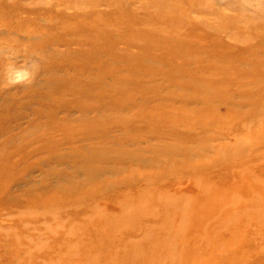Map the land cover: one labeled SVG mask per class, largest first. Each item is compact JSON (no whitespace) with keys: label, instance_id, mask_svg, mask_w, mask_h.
Returning a JSON list of instances; mask_svg holds the SVG:
<instances>
[{"label":"rangeland","instance_id":"374dc122","mask_svg":"<svg viewBox=\"0 0 264 264\" xmlns=\"http://www.w3.org/2000/svg\"><path fill=\"white\" fill-rule=\"evenodd\" d=\"M0 264H264V0H0Z\"/></svg>","mask_w":264,"mask_h":264},{"label":"clouds","instance_id":"9594fccd","mask_svg":"<svg viewBox=\"0 0 264 264\" xmlns=\"http://www.w3.org/2000/svg\"><path fill=\"white\" fill-rule=\"evenodd\" d=\"M13 82L15 83V82H19V81H13Z\"/></svg>","mask_w":264,"mask_h":264}]
</instances>
